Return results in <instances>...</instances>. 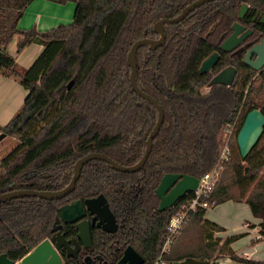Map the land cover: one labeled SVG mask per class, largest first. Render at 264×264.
<instances>
[{
  "label": "trees",
  "instance_id": "obj_1",
  "mask_svg": "<svg viewBox=\"0 0 264 264\" xmlns=\"http://www.w3.org/2000/svg\"><path fill=\"white\" fill-rule=\"evenodd\" d=\"M32 1L0 0V72L18 77L27 90L21 109L0 126V133L18 140L0 160V194L29 188L62 189L71 180L75 162L89 152L105 153L123 165L139 161L158 110L133 90L128 53L137 40L158 37L153 30L156 22L179 15L196 0H74L73 22L45 32L36 27L18 28ZM243 3L249 4V9L239 19ZM257 12L264 15V0L207 2L183 21L166 25V41L161 47L151 50L148 45L141 46L137 51V84L158 100L165 113L145 165L125 173L105 161L91 160L84 165L75 189L61 199L21 197L1 202L0 255L22 259L51 237L59 207L103 194L121 226L113 234L92 228L93 247L88 253L101 256L108 264H116L129 245L144 257L143 264L160 260L209 264L212 257L221 256L264 264L238 257L228 248L230 241L224 242L216 255L218 241L208 242V248L199 253L174 256L172 245L162 254L173 208L159 211L156 193L166 173L200 177L209 171L227 139L224 129L238 117L229 142L231 157L223 164L209 199L216 204L245 201L261 218L264 237V133L245 159L236 140L249 111L258 108L264 113V68L255 70L244 64V54L240 53L233 62L238 70L231 87L216 84L208 93L201 90L213 72L228 62L219 40L230 34L234 21L254 29L253 43L264 37V24L253 20ZM191 23L198 26L189 27ZM16 34L22 35L18 51L31 43L44 46L25 69L8 51ZM214 51L224 57L210 72L200 73L202 62ZM225 173L229 178L222 177ZM190 196L186 194L177 205ZM205 211L198 210L190 217V221L196 217L203 223L198 226L202 234L207 232ZM62 230L67 237L78 233L71 223ZM116 242L123 246L111 245ZM84 255L78 263L64 251L63 264H85Z\"/></svg>",
  "mask_w": 264,
  "mask_h": 264
},
{
  "label": "water",
  "instance_id": "obj_2",
  "mask_svg": "<svg viewBox=\"0 0 264 264\" xmlns=\"http://www.w3.org/2000/svg\"><path fill=\"white\" fill-rule=\"evenodd\" d=\"M214 0H196L186 6L182 12L173 18H164L155 23L153 30L159 34V38L145 37L137 40L131 47L127 63L131 68L130 81L133 90L142 98L151 102L158 110V119L147 139L146 150L143 157L132 165H123L112 157L101 152H89L80 157L74 164L70 182L59 190H37V189H17L0 194V203L21 197H37L45 200L61 199L69 195L77 184L81 175V171L86 163L91 160H102L107 162L110 167L116 171L125 173H134L141 169L151 152L153 140L158 135L161 126L164 122V109L158 100L152 95L145 93L137 84V51L143 45H148L151 50H156L165 42V25L175 24L182 21L189 13L197 9L201 5ZM249 9V4H242L238 18H244ZM257 12L256 17L259 16ZM260 21L264 23V15ZM233 33L227 37L221 44L220 48L226 52L237 47L243 39L248 36L252 30H245V26L239 21L233 23ZM255 58L253 59V57ZM220 59L218 51L209 55L201 64L200 73L210 72ZM243 61L255 70L264 68V37L260 42L252 45L245 53ZM237 69L233 66H228L217 73L209 82V85H231L236 75ZM264 133V113L258 109H252L246 114L240 131L237 134V145L241 157L245 159L252 149L257 145ZM7 136L6 133H0V141ZM199 184V177L190 174L182 173H166L161 178L156 193L160 199L158 210L164 211L174 206L180 199L185 197L189 192L194 191ZM87 212L93 215L89 220L85 216ZM63 223L75 224L78 233L73 238H67L61 227ZM101 227L106 232H114L117 229V220L115 214L110 208L107 198L103 194L96 197L86 198L85 200L76 199L70 203L64 204L58 208V214L55 217L51 231V237L44 239L34 247L22 259L15 261L7 257L5 253L0 255V264H62L61 249L66 250V257L77 258L81 245L85 248L92 246V226ZM89 256L86 257L87 264ZM144 257L131 245L127 246L122 257L116 264H143Z\"/></svg>",
  "mask_w": 264,
  "mask_h": 264
},
{
  "label": "crops",
  "instance_id": "obj_3",
  "mask_svg": "<svg viewBox=\"0 0 264 264\" xmlns=\"http://www.w3.org/2000/svg\"><path fill=\"white\" fill-rule=\"evenodd\" d=\"M76 3L74 0H33L27 7L24 16L18 23V28L28 30L36 27L39 31H49L59 24H70ZM21 34H16L8 46V51L13 55L19 67L28 68L44 46L39 43H31L23 50H17V44ZM27 90L23 87L18 77L4 75L0 72V126L7 124L23 104ZM17 102V104H16ZM207 232L203 234L198 229L203 223L193 217L179 235L175 238L174 256H180L186 252L199 253L207 249V243L218 241L217 250L229 242L228 248L238 257L258 263H264V237L261 236L259 223L261 218L256 217L250 206L245 201L228 200L215 204L205 211L203 215ZM238 234H243L234 238ZM211 255L212 252L210 251ZM203 262H206L204 260ZM178 262L162 264H176ZM193 263V262H189ZM247 264L235 260L230 256L211 258L209 264Z\"/></svg>",
  "mask_w": 264,
  "mask_h": 264
},
{
  "label": "built area",
  "instance_id": "obj_4",
  "mask_svg": "<svg viewBox=\"0 0 264 264\" xmlns=\"http://www.w3.org/2000/svg\"><path fill=\"white\" fill-rule=\"evenodd\" d=\"M237 119L235 123L227 126L224 129L225 133L227 134V139L213 167L199 177V184L197 188L194 191L189 192L191 194L190 197L185 199L180 204L177 205L176 203L171 207L173 208V212L165 228L164 244L161 249L162 254L170 251L175 238L186 226V224L190 220L192 213L201 209H210L213 205L216 204L215 200L209 199V196L219 182L220 172L223 164L227 162L231 157V147L229 142L230 137L234 131ZM162 263H164V261L160 260L156 264Z\"/></svg>",
  "mask_w": 264,
  "mask_h": 264
},
{
  "label": "flooded vegetation",
  "instance_id": "obj_5",
  "mask_svg": "<svg viewBox=\"0 0 264 264\" xmlns=\"http://www.w3.org/2000/svg\"><path fill=\"white\" fill-rule=\"evenodd\" d=\"M248 12V11H247ZM190 14V13H189ZM188 14V15H189ZM257 14V13H256ZM256 14L254 15V17H253V20H259L260 21V19H261V14H259V16L258 17H256ZM246 15V14H245ZM187 17V16H186ZM185 17V18H186ZM184 18V19H185ZM183 19V20H184ZM243 19V18H242ZM182 20V21H183ZM238 21V20H237ZM235 22V21H234ZM233 22V23H234ZM240 22V21H239ZM261 22V21H260ZM233 23H232V25H231V32H230V34L227 36V37H229L232 33H233ZM241 23V22H240ZM262 23V22H261ZM243 24V23H242ZM262 24H264V23H262ZM190 25L191 26H194V27H196V26H198V25H196V23H191V24H189V27H190ZM244 26H245V30H243L242 31V33L243 32H245L246 30H252V32L248 35V36H246L244 39H243V41L237 46V47H234L233 48V50H230V51H228V52H224L225 53V59H226V61H228V62H226V65H225V67H223L222 69H220L219 71L218 70H215L213 73H214V75H213V77L217 74V73H219L221 70H223L224 68H226V67H228V66H233V67H235L236 69H237V67L233 64V62H235V58L236 57H238V55L240 54V53H243L244 55H245V53H246V51L252 46V45H254L255 43H258V42H260L261 41V39L263 38H261L260 40H258L257 42H254L253 43V38H252V35L254 34V29L252 28V27H250L248 24L246 25V24H243ZM166 26V25H165ZM199 27H201V26H199ZM203 27V26H202ZM201 27V28H202ZM158 34V33H157ZM224 37V35H222L221 36V39L219 40V41H221V43L219 44V48H220V46H221V44H222V42L227 38H223ZM157 38H159V34H158V37H156V39ZM165 41H166V31H165ZM165 43V42H164ZM161 47V46H160ZM221 49V48H220ZM221 51H224V50H222L221 49ZM215 52V51H214ZM219 53H220V58L221 57H224L222 54H221V52L220 51H218ZM243 58H244V56L242 57V60H243ZM255 58V56L253 57V59ZM244 62V61H243ZM244 64H246L245 62H244ZM247 65V64H246ZM251 67V66H250ZM213 69V68H212ZM238 70V69H237ZM218 71V72H217ZM236 75H237V72H236ZM236 75H235V77H236ZM212 77V78H213ZM235 77H234V80H233V83H234V81H235ZM211 78V79H212ZM210 82V81H209ZM233 83L231 84V85H225V86H227V87H231L232 85H233ZM220 85H222V84H220ZM208 86H210L209 85V83H208ZM213 86V85H212ZM212 86H210V89H211V87ZM73 170V169H72ZM71 176H72V171H71ZM114 213V212H113ZM87 219H89V220H91L92 219V217H93V215L92 214H90L89 212H87V215L85 216ZM115 218H116V216H115ZM116 220H117V218H116ZM65 224H68V223H63L62 224V227H61V232H63L64 234H65V236H66V233L62 230V228H63V225H65ZM71 224H73V223H71ZM117 229L114 231V232H107V233H110V234H113V233H115V232H117L118 231V229L120 228V224L118 223V221H117ZM98 228V229H101V230H103L101 227H97L96 225H93L92 226V228ZM104 231V230H103ZM106 232V231H105ZM67 237V236H66ZM73 237H75V236H73ZM73 237H67L68 239L69 238H73ZM92 240H93V238H92ZM111 245H114L115 247H119V245L117 244V242L116 243H114V244H111ZM123 246V245H122ZM122 246H120V247H122ZM93 247V241H92V246L90 247V248H85L83 245H81V249L79 250V252H78V256H77V258H73V257H70V258H73V259H76L77 260V262L78 263H81L80 262V257H81V254H84L85 253V255H84V258L82 259L83 260V262L85 263V264H87V261L85 260L86 259V257L87 256H89V259H88V262H90L91 264H108L107 262H106V260H103V258L101 257V256H99V255H93V254H90V253H88V250L89 249H91ZM119 247V248H120ZM126 248V247H125ZM125 248L123 249V252H124V250H125ZM64 251H65V254H66V250L64 249V248H62L61 249V256H62V259H63V254H64ZM122 255H123V253H122ZM63 261H64V259H63ZM63 264V263H62Z\"/></svg>",
  "mask_w": 264,
  "mask_h": 264
},
{
  "label": "rangeland",
  "instance_id": "obj_6",
  "mask_svg": "<svg viewBox=\"0 0 264 264\" xmlns=\"http://www.w3.org/2000/svg\"><path fill=\"white\" fill-rule=\"evenodd\" d=\"M255 85L256 86L259 85V80L255 82ZM201 90L203 93H208V91L210 90V86H208V84H207V86L202 87ZM16 104H17V102H16ZM22 105L23 104H21V106L16 111V113L21 109ZM17 144H18L17 138L9 136V135H7L3 140H1L0 141V160L4 155L8 154L14 147H16ZM228 176H230V175L228 173H225L222 177L224 179H227V178H229ZM223 178H221V179H223ZM234 190H235V187H234Z\"/></svg>",
  "mask_w": 264,
  "mask_h": 264
}]
</instances>
